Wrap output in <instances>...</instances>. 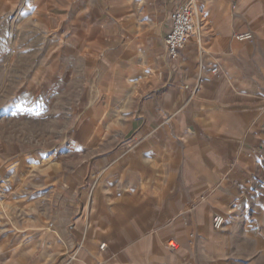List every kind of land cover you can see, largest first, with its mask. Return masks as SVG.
Instances as JSON below:
<instances>
[{
    "label": "rangeland",
    "instance_id": "374dc122",
    "mask_svg": "<svg viewBox=\"0 0 264 264\" xmlns=\"http://www.w3.org/2000/svg\"><path fill=\"white\" fill-rule=\"evenodd\" d=\"M62 4L0 0V152L11 147L18 153L0 179V264L51 262L52 216L61 199L79 194L65 184L121 149L123 138L110 136L109 128L119 130L125 121L105 120L109 107L84 105L85 76H52L58 66H84L66 53L53 60L52 49H65L66 40L46 8ZM246 132L248 144L234 148V161L223 160L221 148L203 145L199 134L177 133L132 166L121 161L107 169L103 162L83 188L81 247L101 260L114 253L159 260L207 252L201 264H264V126ZM216 215L226 218L220 231L213 226ZM170 241L177 242L176 252Z\"/></svg>",
    "mask_w": 264,
    "mask_h": 264
},
{
    "label": "crops",
    "instance_id": "0c3cea01",
    "mask_svg": "<svg viewBox=\"0 0 264 264\" xmlns=\"http://www.w3.org/2000/svg\"><path fill=\"white\" fill-rule=\"evenodd\" d=\"M190 2L197 7L200 32L171 61L165 47L172 30L171 14ZM46 9L53 29L56 33L63 29L66 40L65 49H52L56 51L53 60L59 61L66 53L69 60L84 63L67 71L53 68L52 76L84 75L88 101L84 105L109 107L105 120L125 121V126L109 128L110 136L115 133L123 138L120 151H112L106 161L96 160L90 170L72 175L65 184L79 194L61 199L60 211L52 216L47 235L55 238V258L20 264L208 261L207 252L159 260L149 254L114 253L107 260L94 257L81 247L78 236L87 233L85 224L79 223L88 198L83 188L103 162L107 169L121 161L132 166L145 154L158 152L177 133L185 137L199 134L203 145L221 148L223 160L236 159L234 148L248 144L249 133L242 130L264 126V0H64ZM250 33V41L236 39L237 34ZM116 104L121 109L111 111L110 105ZM17 157L11 147L0 152V179L7 176ZM192 217L197 224V215Z\"/></svg>",
    "mask_w": 264,
    "mask_h": 264
},
{
    "label": "built area",
    "instance_id": "2783aa9c",
    "mask_svg": "<svg viewBox=\"0 0 264 264\" xmlns=\"http://www.w3.org/2000/svg\"><path fill=\"white\" fill-rule=\"evenodd\" d=\"M171 32L165 39L166 56L169 60L178 58L181 51L185 50L193 40L195 35L200 32L199 28V13L196 5L193 2L186 4L174 10L171 14ZM253 38L250 34H237L236 39L240 42H247ZM214 73L218 70L214 69ZM226 223V218L216 215L213 219L215 230H222ZM106 244L101 245V250L106 248ZM171 252H176L177 242L170 241L168 245Z\"/></svg>",
    "mask_w": 264,
    "mask_h": 264
}]
</instances>
